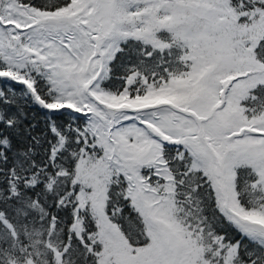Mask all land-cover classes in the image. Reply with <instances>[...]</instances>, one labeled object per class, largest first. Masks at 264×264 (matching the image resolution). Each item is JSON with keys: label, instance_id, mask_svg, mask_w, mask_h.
<instances>
[{"label": "snow or ice", "instance_id": "snow-or-ice-1", "mask_svg": "<svg viewBox=\"0 0 264 264\" xmlns=\"http://www.w3.org/2000/svg\"><path fill=\"white\" fill-rule=\"evenodd\" d=\"M0 264H264V0H0Z\"/></svg>", "mask_w": 264, "mask_h": 264}]
</instances>
